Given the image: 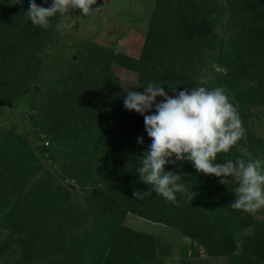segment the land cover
I'll list each match as a JSON object with an SVG mask.
<instances>
[{
	"label": "trees",
	"instance_id": "obj_1",
	"mask_svg": "<svg viewBox=\"0 0 264 264\" xmlns=\"http://www.w3.org/2000/svg\"><path fill=\"white\" fill-rule=\"evenodd\" d=\"M36 2L48 7L52 0ZM29 3L0 0V100L11 102L14 111H27L31 124L24 130L0 127V264H83L69 256L70 244L87 238L104 244L110 229L96 203L107 192L120 199L125 214L134 211L205 246L245 227L262 234L256 213L230 206L237 186L231 178L221 184L220 177L198 173L191 162L169 163L166 170L182 174L192 199L177 194L173 203L148 194L151 186L135 170L151 143L144 117L125 108L126 95L108 85L104 68L117 64L135 73L138 92L149 82L171 96L172 88H214L215 81L244 85L264 60V0H155L137 57L88 40L58 42L55 27L62 15L50 18L44 29L27 18ZM226 50L233 63L225 70ZM44 127L52 138L41 137ZM18 141L31 153L30 166L14 159ZM241 147L248 158H264V149L246 137L217 163L234 160ZM42 179L50 186L45 201L37 194ZM204 202L231 211L222 228L202 209ZM121 245L126 251L139 248L127 240ZM253 263L236 253L223 264Z\"/></svg>",
	"mask_w": 264,
	"mask_h": 264
},
{
	"label": "rangeland",
	"instance_id": "obj_2",
	"mask_svg": "<svg viewBox=\"0 0 264 264\" xmlns=\"http://www.w3.org/2000/svg\"><path fill=\"white\" fill-rule=\"evenodd\" d=\"M154 4L155 0H104L102 7L84 18H80L78 9H70L56 24V38L58 42L67 37L88 40L115 52L137 57L148 30ZM261 56L262 52L256 58ZM232 63V55L226 50L221 61L223 69H228ZM104 75L108 79V85L118 89L120 93L127 95V90H134L135 73L117 64H110L104 68ZM210 77L211 75L206 76L205 79ZM214 84L216 87L226 88L234 102L239 100L238 109L246 129V137L254 139L264 149V60L259 65L257 74L248 76L244 85L234 88L218 81ZM28 116L27 111H14L13 104L11 110L5 104L0 105V127L12 128L17 125L20 130L27 129L31 126ZM47 129L48 127L43 128L41 137L52 138ZM30 141L32 144H39L33 139ZM24 147L18 141L11 152L18 165L30 166L34 160ZM64 184L76 186L71 180H66ZM49 189L48 182L42 179L37 192L41 201L46 200ZM122 204L116 195H110L109 192L99 199L96 207L107 217L104 224L110 229L104 244L98 246L91 238L85 241L75 239L70 244L71 258L83 264H148V258L153 264H223L227 256L241 253L253 258V264H264V231L259 236L258 232L245 227L237 233L220 235L215 245L211 243L205 246L165 225L140 218L134 211L125 214ZM201 207L207 210L214 225L217 223L221 228L231 215L227 208L207 207V202L202 203ZM256 215L264 228V210L256 212ZM124 240L134 246L138 244L139 248L126 251L121 245ZM145 254L148 256L146 259Z\"/></svg>",
	"mask_w": 264,
	"mask_h": 264
},
{
	"label": "clouds",
	"instance_id": "obj_3",
	"mask_svg": "<svg viewBox=\"0 0 264 264\" xmlns=\"http://www.w3.org/2000/svg\"><path fill=\"white\" fill-rule=\"evenodd\" d=\"M22 0H16V4ZM97 0H52L48 7L30 0L25 12L32 24L47 29L50 18L79 9L80 18L94 12ZM143 92L127 90L124 106L144 117L145 130L151 140L139 158L135 170L140 180L170 202H177V194L192 199V193L181 182L182 174L166 170V165L191 162L198 173L220 177L221 184L231 178L237 185L236 199L230 203L234 210L255 214L264 210V158H248L247 149L234 160L217 163L220 154L228 153L246 140V129L237 104L224 87L198 86L179 90L171 96L162 85L149 82ZM162 97V100H158ZM151 113V114H149ZM143 144V137H138ZM220 160V159H219ZM143 199L141 191L134 193Z\"/></svg>",
	"mask_w": 264,
	"mask_h": 264
},
{
	"label": "water",
	"instance_id": "obj_4",
	"mask_svg": "<svg viewBox=\"0 0 264 264\" xmlns=\"http://www.w3.org/2000/svg\"><path fill=\"white\" fill-rule=\"evenodd\" d=\"M103 5H104V0H97V4L93 5V10H95V9H97L99 7H102ZM4 104H5L6 107L9 108V110H11L12 103H10V102H6L5 103L4 101L0 100V105H4Z\"/></svg>",
	"mask_w": 264,
	"mask_h": 264
},
{
	"label": "flooded vegetation",
	"instance_id": "obj_5",
	"mask_svg": "<svg viewBox=\"0 0 264 264\" xmlns=\"http://www.w3.org/2000/svg\"><path fill=\"white\" fill-rule=\"evenodd\" d=\"M78 12H80L81 13V11L78 9Z\"/></svg>",
	"mask_w": 264,
	"mask_h": 264
}]
</instances>
